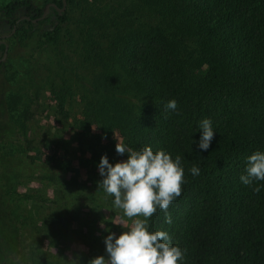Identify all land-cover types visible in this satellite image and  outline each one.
I'll return each instance as SVG.
<instances>
[{"label": "trees", "instance_id": "16d2710c", "mask_svg": "<svg viewBox=\"0 0 264 264\" xmlns=\"http://www.w3.org/2000/svg\"><path fill=\"white\" fill-rule=\"evenodd\" d=\"M48 2L56 7L33 22ZM48 2H0V32L14 28L8 56L20 51L27 61L12 98L13 105L19 104L20 113L15 108L13 114L24 132V121L34 116L30 104L41 89L29 43L40 49L69 19L68 9H57L61 0ZM83 27L79 57L89 81L72 134L74 158L87 177H68L72 160L66 156L42 159L54 195L39 226L26 208L15 213L17 200L33 196L13 188L5 173L6 155L0 156V264H89L97 257L96 247L87 246L85 254L49 252L35 261L34 242L49 236L47 230L55 225L63 227L52 229L56 234L64 232L76 220L81 199L93 204L96 214L106 207L97 165L102 155L113 164L127 158L115 151L118 142L182 157L186 182L167 209L172 223H165L158 209L150 225L166 230L185 250V264H264V190L254 193L239 180L245 158L264 151V0H105V8L89 14ZM51 92L56 111L68 118L70 87ZM172 99L177 111H165ZM204 118L216 132L207 151L193 143ZM193 165L200 169L198 176L189 172ZM117 228L107 222L96 230L104 234Z\"/></svg>", "mask_w": 264, "mask_h": 264}, {"label": "rangeland", "instance_id": "374dc122", "mask_svg": "<svg viewBox=\"0 0 264 264\" xmlns=\"http://www.w3.org/2000/svg\"><path fill=\"white\" fill-rule=\"evenodd\" d=\"M6 1L0 0V2ZM48 1L31 0L36 6H43ZM104 8L105 0L66 2L65 9H68L69 19L63 23L58 35L54 36L53 40L47 41L46 44H40V49L34 46L32 40L29 43L28 49L33 55L32 59H35L38 65L37 83L41 89L36 101H32L30 104L34 116L24 121L25 132L21 131L17 125V119L13 113L16 112L15 108L20 113V108L17 103L13 105L12 98L16 95L15 87H18L19 72L27 61L20 58V51H15L8 56L7 51L14 39L10 40V37L7 39L8 50L0 67V108L2 106L3 109V113L0 115V156L6 155L5 173L7 178H11L9 180L13 188H16L18 192H25L33 196L26 200H17L18 206L15 213L26 208L30 218L39 222V226L42 225L40 221L45 207L51 203L54 195V186L45 176L47 166L42 159L46 155H54L59 159L66 156L72 160V171L68 172L67 176L74 175L82 181L87 177L85 170L77 166L74 158L76 144L72 134L73 120L79 117L83 104L81 93L87 89L89 81L85 68L80 62L79 38L81 30L84 29L82 26L86 17L93 11ZM6 33L8 32H0V34ZM38 49L39 54L36 51ZM64 85H68L72 91L71 97L67 98L65 104L69 113V117L66 119L56 111V100L51 92L53 89L64 87ZM30 145L32 148L28 147ZM2 167L3 162H0V169ZM83 191L88 193L87 189ZM104 195L108 202H105L106 207L99 209L98 214L93 210V204L81 199L79 207L74 211L76 220L71 221L64 232L56 234L52 229H62L63 231V227L55 225L47 230L49 236L43 234L41 238L35 240L34 245H37L36 249H33L35 261H43L49 252L53 254L58 252L69 256H71V251H75L79 255L85 254L87 246L96 247L94 254L96 256L103 255L106 258L104 238L109 232H114L118 236L131 226L132 220L125 217L121 209L113 206L111 196L106 193ZM107 222L118 228L115 231H106L104 234L96 230L97 227L105 229ZM93 237L99 240H94ZM95 241L99 243H95Z\"/></svg>", "mask_w": 264, "mask_h": 264}, {"label": "clouds", "instance_id": "9594fccd", "mask_svg": "<svg viewBox=\"0 0 264 264\" xmlns=\"http://www.w3.org/2000/svg\"><path fill=\"white\" fill-rule=\"evenodd\" d=\"M164 107L172 112L178 108L175 99ZM199 129V140L192 141L200 150L207 151L216 133L212 121L202 119ZM115 151L120 155L126 153L127 158L113 164L106 155L101 156L97 165L102 177L99 187L113 198V206L121 209L132 224L118 236L109 232L104 238L106 258L97 256L89 264H185V250L172 242L166 230H154L150 225V217L158 209L165 213L164 222L172 223L167 209L181 195L186 182L182 157L177 154L173 158L164 149L153 151L149 145L133 150L120 142ZM189 172L198 176L200 169L193 165ZM239 180L254 193L264 190V151L257 150L245 158Z\"/></svg>", "mask_w": 264, "mask_h": 264}, {"label": "water", "instance_id": "95a60500", "mask_svg": "<svg viewBox=\"0 0 264 264\" xmlns=\"http://www.w3.org/2000/svg\"><path fill=\"white\" fill-rule=\"evenodd\" d=\"M61 4H62L61 7H58V8H57L60 12H62V11L65 9V6H66V0H61ZM51 6L56 7L55 3H53V2H48V3H46V4L43 6V11H42L41 16H39V17L33 19L32 21L35 22V21H37V20L43 18V17L46 15V13H47L49 7H51ZM22 17H24V16H22ZM22 17H21V18H22ZM27 18H28V17H27ZM13 30H14V28H13ZM7 35H9V34H7ZM5 49H6V44H5ZM5 53H6V50L3 52V55H2V57H0V60L3 59Z\"/></svg>", "mask_w": 264, "mask_h": 264}, {"label": "flooded vegetation", "instance_id": "af4514ba", "mask_svg": "<svg viewBox=\"0 0 264 264\" xmlns=\"http://www.w3.org/2000/svg\"><path fill=\"white\" fill-rule=\"evenodd\" d=\"M14 30L12 29L10 32L6 33V34H0V44H3L4 45V50L3 52L6 50H8V43H7V39L10 37L9 35H11V33L13 32ZM9 34V35H7ZM5 44H6V49H5ZM3 52L1 53L3 55ZM2 55H0V57H2Z\"/></svg>", "mask_w": 264, "mask_h": 264}]
</instances>
